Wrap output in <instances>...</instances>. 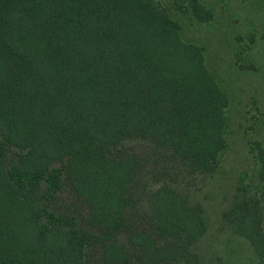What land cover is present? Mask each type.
Listing matches in <instances>:
<instances>
[{
    "label": "trees",
    "instance_id": "16d2710c",
    "mask_svg": "<svg viewBox=\"0 0 264 264\" xmlns=\"http://www.w3.org/2000/svg\"><path fill=\"white\" fill-rule=\"evenodd\" d=\"M212 16L201 0H0V264H202L206 212L183 185L220 171L231 95L184 20ZM260 208L225 219L264 258Z\"/></svg>",
    "mask_w": 264,
    "mask_h": 264
},
{
    "label": "rangeland",
    "instance_id": "374dc122",
    "mask_svg": "<svg viewBox=\"0 0 264 264\" xmlns=\"http://www.w3.org/2000/svg\"><path fill=\"white\" fill-rule=\"evenodd\" d=\"M174 4V0H162ZM213 16L208 23L184 20V36L206 50V64L231 95L228 150L220 171L183 189L206 212L207 232L199 244L202 264H264L236 234L225 215L235 202H260L264 232V0H201ZM190 188V189H189Z\"/></svg>",
    "mask_w": 264,
    "mask_h": 264
}]
</instances>
